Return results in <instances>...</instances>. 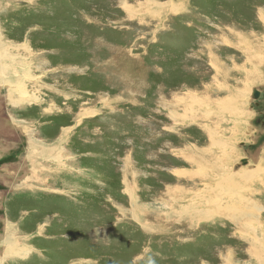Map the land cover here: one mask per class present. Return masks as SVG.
<instances>
[{"label":"rangeland","instance_id":"374dc122","mask_svg":"<svg viewBox=\"0 0 264 264\" xmlns=\"http://www.w3.org/2000/svg\"><path fill=\"white\" fill-rule=\"evenodd\" d=\"M0 57V264H264V0H0Z\"/></svg>","mask_w":264,"mask_h":264},{"label":"bare ground","instance_id":"6f19581e","mask_svg":"<svg viewBox=\"0 0 264 264\" xmlns=\"http://www.w3.org/2000/svg\"><path fill=\"white\" fill-rule=\"evenodd\" d=\"M1 56H3L4 57V55L3 54H1ZM1 58V57H0ZM2 71H4V67H1L0 68V75L2 74ZM262 173V172H261ZM215 190V189H214ZM213 189H212V191H214ZM217 190V189H216ZM224 190H226V189H223V188H220V190L219 191H224ZM180 193L181 194H183L184 195V193H182L181 191H180ZM173 201H176V200H173ZM214 201V200H213ZM198 202H200V203H198ZM196 204H195V207H200V206H202L203 205V207H211L212 208V201H210L209 203H201L202 202V200L201 201H198ZM219 202H220V199H219ZM225 206H223V208L221 209V207L219 206V207H217V205H216V207L215 208H213V209H211V208H208V210L207 209H205V208H200V210H198L197 211V217H199V218H201V219H205V218H209L210 216L209 215H211V214H216V213H218L220 210H223L224 209V207L226 208V210L224 211H222V213H224V212H228V214L227 215H225V216H229V218L230 219H234V221H239L240 219H241V215H236V213H232V212H235V208L233 209V208H228L227 206L228 205H226V202H222ZM210 211H212L213 213H210ZM231 211V212H230ZM222 215V214H221ZM235 215H236V218H235ZM223 216V215H222ZM247 217V216H246ZM245 221V222H244ZM252 220H251V218H246L245 219V217H244V220L241 222V224L243 225L242 226V228L244 227L245 229H249V227H252ZM237 224V223H236ZM244 229V230H245Z\"/></svg>","mask_w":264,"mask_h":264},{"label":"crops","instance_id":"0c3cea01","mask_svg":"<svg viewBox=\"0 0 264 264\" xmlns=\"http://www.w3.org/2000/svg\"><path fill=\"white\" fill-rule=\"evenodd\" d=\"M25 104V103H24ZM37 105V103L36 102H34V103H32V104H28V106H30V108H28V109H26V112H31L32 111V109H37L38 108V110H40V113H39V116H42L43 114H46L47 112H44L43 110L46 108V107H41V106H39V107H37L36 106ZM26 108V107H25ZM37 114V113H36ZM53 116H51L52 117V119H56L57 117H58V115L57 114H55L54 112H53ZM56 115V116H55ZM34 118V117H33Z\"/></svg>","mask_w":264,"mask_h":264},{"label":"water","instance_id":"95a60500","mask_svg":"<svg viewBox=\"0 0 264 264\" xmlns=\"http://www.w3.org/2000/svg\"><path fill=\"white\" fill-rule=\"evenodd\" d=\"M257 96H258L257 90L256 89H253V91H252V98L253 99H256Z\"/></svg>","mask_w":264,"mask_h":264},{"label":"flooded vegetation","instance_id":"af4514ba","mask_svg":"<svg viewBox=\"0 0 264 264\" xmlns=\"http://www.w3.org/2000/svg\"><path fill=\"white\" fill-rule=\"evenodd\" d=\"M259 96H260V94H259ZM259 96H257V97H259ZM1 188V187H0ZM1 190V189H0Z\"/></svg>","mask_w":264,"mask_h":264}]
</instances>
